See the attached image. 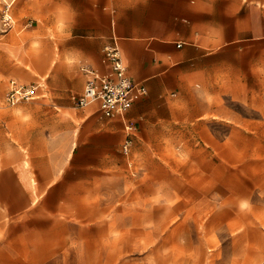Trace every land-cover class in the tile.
Wrapping results in <instances>:
<instances>
[{"label":"rangeland","instance_id":"rangeland-1","mask_svg":"<svg viewBox=\"0 0 264 264\" xmlns=\"http://www.w3.org/2000/svg\"><path fill=\"white\" fill-rule=\"evenodd\" d=\"M158 2L17 0L8 20L0 0V264H264V7L194 23ZM113 19L175 50L173 86L125 117L74 99ZM11 78L44 86L10 105Z\"/></svg>","mask_w":264,"mask_h":264},{"label":"crops","instance_id":"crops-1","mask_svg":"<svg viewBox=\"0 0 264 264\" xmlns=\"http://www.w3.org/2000/svg\"><path fill=\"white\" fill-rule=\"evenodd\" d=\"M158 5L160 6L173 5L174 7L173 12L177 16H179L181 19L185 21L197 23V22H214L217 20L222 21L226 19L231 20L230 16L232 15L235 16V19H238L237 16L239 14V10L235 7L250 6V5L264 7V0H173V1L159 0ZM217 15L226 16V18H217L216 17ZM121 19L127 21L131 20L130 18L120 17V20ZM147 21H155V20L146 19L145 22ZM144 25L145 23L143 24L142 27L134 28L133 32L129 34L128 32L124 31L123 32L124 37L123 40L121 41L120 40L121 38L116 31V21L115 19H113L112 20L113 34L110 42L107 43V45L113 43L114 40L116 39V41L120 46V50L124 62H125L124 59V53H125L129 62L130 69L134 70L133 72L136 77L134 76H130V77L133 80L139 82L140 84L145 85L146 88L153 87L156 88V92L161 93L166 91L169 87L173 86V83L168 81V79H170L173 72L168 71L166 68H163L160 65L159 58L172 56L175 51L174 45L167 38H159L158 36L153 35L155 33L161 34L160 32L164 31L163 26L161 29L156 31L153 30L146 31L143 29ZM93 38H95L94 40H99L96 37H92V39ZM177 43L179 46H183L186 43V41L179 39ZM194 46H198V48H200V44ZM153 57L157 59L156 62L153 60ZM80 62L82 64L81 69L83 70L85 77L84 86L89 76L84 69L86 66H90L101 73H108L111 71V67L106 60L105 54H103L100 60H97L99 67H96L92 63L83 60H80ZM125 64L128 68L126 62ZM38 80L43 81V79H38ZM84 86L75 95L82 92ZM147 93H148V89L145 94ZM138 95L141 94H137L136 97ZM135 100L132 106L134 105Z\"/></svg>","mask_w":264,"mask_h":264},{"label":"built area","instance_id":"built-area-1","mask_svg":"<svg viewBox=\"0 0 264 264\" xmlns=\"http://www.w3.org/2000/svg\"><path fill=\"white\" fill-rule=\"evenodd\" d=\"M5 7V10H8L12 7L11 3L6 2ZM10 19L12 18L8 20ZM105 56L111 71L101 73L86 66L84 69L89 76L83 91L75 95V104L80 107L94 105L103 115L124 117L136 95L145 94L147 88L127 74V66L116 39L105 47ZM43 86L42 80L24 83L17 78H11L5 93V100L8 104L15 105L22 101L35 99L39 95V89ZM130 145L131 138L127 137L123 144L125 152L129 151Z\"/></svg>","mask_w":264,"mask_h":264},{"label":"bare ground","instance_id":"bare-ground-1","mask_svg":"<svg viewBox=\"0 0 264 264\" xmlns=\"http://www.w3.org/2000/svg\"><path fill=\"white\" fill-rule=\"evenodd\" d=\"M8 3H11V6L8 10H5L6 7H4V13L7 19L12 18L15 20L14 15H13V9H14V5L16 4L17 0H5ZM12 1V2H11ZM162 28V25L159 24L158 22L155 21H147L145 22V25L143 27L144 30L149 31V30H159ZM125 117V116H124ZM9 190L11 193H18V189L17 187L14 185V183H11L9 186Z\"/></svg>","mask_w":264,"mask_h":264}]
</instances>
